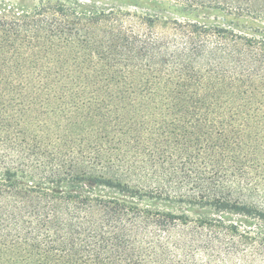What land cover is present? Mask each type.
<instances>
[{
	"label": "trees",
	"instance_id": "obj_1",
	"mask_svg": "<svg viewBox=\"0 0 264 264\" xmlns=\"http://www.w3.org/2000/svg\"><path fill=\"white\" fill-rule=\"evenodd\" d=\"M0 264H264V0H0Z\"/></svg>",
	"mask_w": 264,
	"mask_h": 264
},
{
	"label": "rangeland",
	"instance_id": "obj_2",
	"mask_svg": "<svg viewBox=\"0 0 264 264\" xmlns=\"http://www.w3.org/2000/svg\"><path fill=\"white\" fill-rule=\"evenodd\" d=\"M176 2V0H174ZM151 12L153 13L154 10L151 9ZM201 15H205L206 19H210L212 20L213 22H216V21H219L221 23H228V17L224 16V13L222 11H220L219 9H210V10H204L202 11ZM150 204L151 207L153 208H163V209H172L176 212H182V211H187V213H189V215H192V216H196L197 214H195V210L194 211H189L187 207H184V206H181V205H177V204H173V205H169V204H166L164 202H156V201H153V202H148ZM147 204V203H146ZM197 211L199 212H207L205 210H198L196 209Z\"/></svg>",
	"mask_w": 264,
	"mask_h": 264
}]
</instances>
